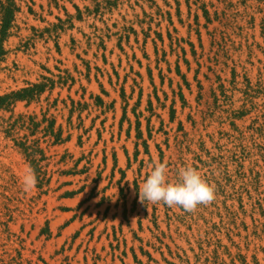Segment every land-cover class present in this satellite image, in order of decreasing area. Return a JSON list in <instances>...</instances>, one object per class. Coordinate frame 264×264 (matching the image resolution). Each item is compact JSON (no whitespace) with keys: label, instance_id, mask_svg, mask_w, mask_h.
Instances as JSON below:
<instances>
[{"label":"rangeland","instance_id":"1","mask_svg":"<svg viewBox=\"0 0 264 264\" xmlns=\"http://www.w3.org/2000/svg\"><path fill=\"white\" fill-rule=\"evenodd\" d=\"M9 1L0 264H264V0ZM157 160L215 200L142 204Z\"/></svg>","mask_w":264,"mask_h":264},{"label":"clouds","instance_id":"2","mask_svg":"<svg viewBox=\"0 0 264 264\" xmlns=\"http://www.w3.org/2000/svg\"><path fill=\"white\" fill-rule=\"evenodd\" d=\"M150 167V173L139 187V201L142 204L148 201L151 204L181 207L192 212L198 205H208L216 198L215 185L207 182L201 172L190 164L180 167L178 179L174 180H169L167 161L157 160ZM20 182L25 193L35 189L37 180L31 165H26ZM116 196L117 189L115 198Z\"/></svg>","mask_w":264,"mask_h":264},{"label":"trees","instance_id":"3","mask_svg":"<svg viewBox=\"0 0 264 264\" xmlns=\"http://www.w3.org/2000/svg\"><path fill=\"white\" fill-rule=\"evenodd\" d=\"M1 9L4 11L2 16V24L0 29V54H3L2 41L7 36V31L12 20V15L14 11V5L11 1L7 5H1ZM43 90L42 85H32V87L27 89H22L15 93L6 94L0 96V110L10 107L16 101H31ZM28 152V148L25 149ZM29 155V154H28Z\"/></svg>","mask_w":264,"mask_h":264}]
</instances>
